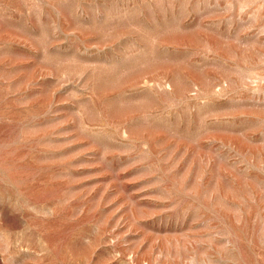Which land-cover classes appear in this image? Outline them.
Returning <instances> with one entry per match:
<instances>
[{
	"label": "rangeland",
	"instance_id": "1",
	"mask_svg": "<svg viewBox=\"0 0 264 264\" xmlns=\"http://www.w3.org/2000/svg\"><path fill=\"white\" fill-rule=\"evenodd\" d=\"M0 264H264V0H0Z\"/></svg>",
	"mask_w": 264,
	"mask_h": 264
}]
</instances>
